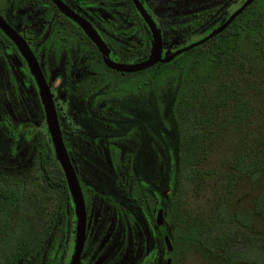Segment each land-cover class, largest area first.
Returning a JSON list of instances; mask_svg holds the SVG:
<instances>
[{"label":"flooded vegetation","instance_id":"flooded-vegetation-1","mask_svg":"<svg viewBox=\"0 0 264 264\" xmlns=\"http://www.w3.org/2000/svg\"><path fill=\"white\" fill-rule=\"evenodd\" d=\"M137 1L165 57L208 35L245 0ZM145 15L134 0H0L13 34L0 25V181L10 180L15 195L13 241L24 225L29 244L26 253L0 255V264H71L81 223L76 264H176L174 92L149 76L188 49L118 70L76 19L97 33L109 59L136 65L154 45ZM40 83L54 105L82 215L61 166L50 173L58 160Z\"/></svg>","mask_w":264,"mask_h":264},{"label":"trees","instance_id":"trees-1","mask_svg":"<svg viewBox=\"0 0 264 264\" xmlns=\"http://www.w3.org/2000/svg\"><path fill=\"white\" fill-rule=\"evenodd\" d=\"M249 62L258 65L259 74L246 87L261 100L264 113V0L251 1L221 31L159 63L149 76L162 89L170 87L174 92L172 114L179 134L178 242L219 264H264V229H254L257 220L264 226V188L251 197L249 205L231 202L238 182H264V134L255 135L247 128L253 123L254 106L240 82ZM222 131L235 134L236 144L218 177L220 191L211 212L197 213L184 207L183 191L194 178L213 173L197 165ZM49 167L50 173L61 172L57 161ZM55 181L57 187V177ZM14 200L11 181H0V255L8 258L29 249L24 225L13 241Z\"/></svg>","mask_w":264,"mask_h":264},{"label":"rangeland","instance_id":"rangeland-1","mask_svg":"<svg viewBox=\"0 0 264 264\" xmlns=\"http://www.w3.org/2000/svg\"><path fill=\"white\" fill-rule=\"evenodd\" d=\"M247 72L240 77L241 85L246 88L248 95H250L251 103L254 106L253 123H250L247 128L250 133L258 135L262 131L264 134V113L262 112V102L261 100L253 94L251 88L246 87V83L252 79H258L259 67L256 63L247 65ZM163 102L169 104L173 94L170 93L164 96ZM163 118L171 121V115L169 112L163 113ZM236 135L229 132L226 133L222 131L213 137L210 143V147L207 150L206 157L197 165L202 171L210 170L212 174H204V177L194 178L193 181L186 188L184 198V207L192 208L201 212H211L214 202L218 198L219 194V184L218 177L220 176L221 170L226 166L225 159L230 156L232 149L236 144ZM251 140V135L248 137ZM6 171L7 176L11 175L12 172L9 169L1 168ZM264 170V169H263ZM215 172V173H214ZM201 176V175H200ZM206 176V177H205ZM264 188V182L256 183V181H251L244 179L238 182L233 190L231 196L232 205L243 204L249 205L251 202V197L259 193ZM263 224L258 220L254 223L255 230H262ZM176 264H219V261L212 259L209 256L203 255L198 249L193 246H185L178 242Z\"/></svg>","mask_w":264,"mask_h":264},{"label":"water","instance_id":"water-1","mask_svg":"<svg viewBox=\"0 0 264 264\" xmlns=\"http://www.w3.org/2000/svg\"><path fill=\"white\" fill-rule=\"evenodd\" d=\"M134 1L139 6L140 11L145 15V12L143 11V9L140 6V3L137 0H134ZM251 1H253V0H245L222 24H220L217 28L213 29L208 35L204 36L203 38H201L195 42L188 44L187 46H185L179 50H176L174 53H172L168 56H165V57H161L160 33H159L158 29L155 27V25L152 23V21L149 20L148 17L145 15L147 22L149 23L151 30L153 32V41H154L153 44L154 45H153V48L150 52L149 57L147 59H145L144 61H142L141 63H138L136 65L117 64V63L113 62L111 59H109V57L106 53L105 47H104L100 37L97 35V33L91 27H89L85 22H83L82 20H80L78 18H76V19L79 21V23L84 28V30L87 32L89 37L93 40V42L97 44L98 48L102 52L103 59L107 65H109L110 67H113L115 69H118V70L133 71V70L148 67L156 61H161V62L167 61L171 57H173L175 54L179 53L180 51L189 49L195 45H198L199 43L203 42L204 40L214 36L216 33H218L223 28H225L232 21V19L239 12H241L243 10V8L245 6H247ZM65 12H67V11H65ZM67 13H69V12H67ZM0 25L2 27H4L10 35L13 36L10 27L7 26V24L2 19L1 16H0ZM40 86H41V93H42V96L44 98L45 107H46V111H47L49 130L52 133L53 138H54V142H55L56 157H57V160H58L61 168L63 169L67 184H68L69 188L71 189L73 197L76 201L77 211L79 214L82 215L83 214V199H82L80 187H79V184L77 182L74 169H73V167L69 161L66 149H65V147L62 143V140H61L60 130H59V126H58V121H57L54 105H53V102H52V99H51V96H50V93H49L47 86L42 85V83H40ZM81 232H82V223H81L80 233L78 236V241L76 244V249H75L71 264H76V261L78 258L77 254L79 253V249L81 246V238H80L82 236Z\"/></svg>","mask_w":264,"mask_h":264}]
</instances>
